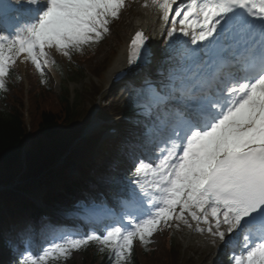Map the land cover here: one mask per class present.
<instances>
[{"label": "snow or ice", "instance_id": "snow-or-ice-1", "mask_svg": "<svg viewBox=\"0 0 264 264\" xmlns=\"http://www.w3.org/2000/svg\"><path fill=\"white\" fill-rule=\"evenodd\" d=\"M126 6V0H24L20 7L33 18L11 34L0 32V90L17 59L30 61L43 77L54 63L48 50L71 59L99 43ZM141 6L171 24L169 37L179 25L188 39L170 43L175 65L165 80L142 90L164 146L155 163L141 160L132 172L131 183L145 198L137 200L139 215L83 234L53 235L18 264H56L90 244L107 250L115 264H130L135 241L147 245L161 224L187 225V217L201 234L223 241L226 225L233 239L242 236L232 264H264V0H144ZM10 8L0 4V26ZM146 40L135 32L130 65ZM92 215L100 221L110 214L97 209Z\"/></svg>", "mask_w": 264, "mask_h": 264}, {"label": "trees", "instance_id": "trees-1", "mask_svg": "<svg viewBox=\"0 0 264 264\" xmlns=\"http://www.w3.org/2000/svg\"><path fill=\"white\" fill-rule=\"evenodd\" d=\"M123 13L124 11L121 14ZM119 19L110 24V29ZM108 35L109 33L99 43L85 46L79 53L74 52L75 60L83 61L91 54L94 57L95 51ZM32 69L35 72V78L32 79L34 88H31V84L27 90L26 111L23 104V84L14 68H10V75L5 80V90H0V185L11 183L21 172L23 174L20 179L24 181L15 191L0 193V262L5 252L9 251L12 256L16 254L17 245L12 243L7 227L24 221L27 216L28 220L32 221L43 218L22 193H33L36 197L41 195L46 204L54 203L66 209L65 203L69 198H74L76 204L82 201L85 204L90 203V193L101 198L97 188L87 184L86 181L96 180L101 186H107V189H104L105 193L111 200L117 202L120 197L116 192L128 195V189L130 190L128 182L132 180V172L122 174L116 170L117 164L121 160H126L128 153L132 151L131 142L137 129L135 121H127L123 118L125 114L131 113L129 105L122 101V103L113 102L110 106H99L98 118L111 120L121 131L116 143L107 141L101 144L99 149L100 133L83 140L78 139L90 120L96 96L101 88L95 83H90V92H84L83 98L81 96L80 99L88 101L91 107L80 110L77 104L70 102L65 87L59 94H52L50 89L41 83V80L45 79L44 76L37 73L35 68ZM82 72L83 68L76 69L79 77L83 75ZM93 72L94 77H100V70L95 69ZM108 151L110 158L106 165L98 164L99 159ZM96 152H99V157H94ZM61 157H64L63 165L52 168ZM22 158L25 168L22 167ZM127 167L132 169L131 166ZM71 170H78L82 181L70 176ZM25 179H35V182L27 183ZM80 184L90 188L89 193L81 189ZM70 208L74 207L71 205ZM6 213L9 215L5 217ZM8 221H12V224ZM170 223L172 225L173 221ZM159 228L164 229L163 248H153L151 243L142 245L137 240L134 242L130 264H137L138 254L143 264H179L180 246L168 234L171 227L161 224ZM78 252L83 255L85 264H115V258L110 256L107 250L100 252L94 244ZM98 257H101V260H98ZM66 263L74 264L70 259ZM66 263L65 260L56 262V264Z\"/></svg>", "mask_w": 264, "mask_h": 264}, {"label": "rangeland", "instance_id": "rangeland-1", "mask_svg": "<svg viewBox=\"0 0 264 264\" xmlns=\"http://www.w3.org/2000/svg\"><path fill=\"white\" fill-rule=\"evenodd\" d=\"M143 1L144 0H129L126 2L127 6L123 10L124 13L120 15V19L118 23L111 27L108 37L105 39L104 42H102V44L95 51L94 57H92V54H91L90 56L85 57L83 61L76 62L72 58L69 59L57 53L54 48L48 50L50 61H54V63L50 62L49 65L44 68V72H45L47 82H48V89H50V92L56 95L59 93L60 88L65 85L68 89L71 103L77 104L80 110L83 108L84 110H86L87 108L89 109L91 105H89L88 101H85L83 99L81 101L80 97L84 95L83 94L84 92L86 93L90 92L91 90L89 88L90 83H95V84L97 83L96 86L99 84L100 85L99 87L101 88L103 86L102 89H104L102 92V95H100L101 91L99 92V94H97L96 102L94 104V109H97V111H99L100 108L98 104H100L101 106L104 105V103L102 102V98H104L103 96L107 95L108 92H110V90L113 89V87H110L109 83L107 82V76H108L109 71L113 68V64L115 63L119 54L122 52L123 47L125 45V41H126L125 33L127 31L122 32V29L124 25L132 18L131 12L134 9L136 10L138 6L142 4ZM20 3L22 4L23 2H20ZM43 6H44L43 4H40L37 6H27V7L36 9V8H42ZM25 13L28 14L29 12L25 11ZM160 34L161 36L157 42L158 44L164 43L163 46H167L172 39L177 38L179 36L178 31H177V35L173 37H169L167 35V37L164 38L162 36L163 30H161ZM155 54L158 56H164V53H160L158 51H156ZM175 62H176V57L170 60L162 59L161 62L157 61V63L150 69V71L143 75L140 81L130 78V81H127L131 83L130 86H128L125 90L120 91V93L116 92V94L118 95L117 101H120L121 99L123 100L130 99L132 95H135L136 93L135 90L139 88L140 83L146 80V78H148V80H150L151 78H157L161 81L165 80L167 78V75L170 69L173 68V66L175 65ZM74 66L76 68L80 66L83 68V72H82L83 75L81 77L73 75V73L75 72ZM57 67L62 68L63 75L65 74V81H63L60 73L54 70ZM18 68H19V74L25 83V87L29 89L30 82L27 81V78L28 80L30 79L32 80L31 77L29 79V61L25 60L23 57H20L18 59ZM95 69L100 70V72L102 71L101 78L93 77L94 75L93 70ZM33 86L34 84L31 85V88H34ZM112 98L114 97L109 98L108 103L112 101ZM79 101L81 102L78 103ZM136 103L137 102L135 99V101H133V105L136 106ZM23 104H26V102H24V99H23ZM143 111H146L145 107L142 108V113ZM93 122H94L93 129L90 133L85 135V138L86 136L93 134L95 130H97L98 125L100 124L95 119ZM117 135L112 136L111 139L116 138ZM156 136H158L157 132L155 133L154 138H156ZM103 138L105 139L107 137H103ZM154 138H151L149 141L151 142ZM147 143H148V138L146 140L143 139V141L139 143V145L136 147L137 156L140 159H143L144 157L148 156L150 158L149 162H152V157L155 154H157V152H160V151L157 150L156 144L155 146L147 147ZM97 155L98 153L96 152L94 156H97ZM25 182L34 183L35 179L33 180L25 179ZM138 196L141 200L142 199L145 200V198L140 193L138 194ZM136 197L137 196H135V198L134 197L131 198V201L135 202L134 200L136 199ZM137 207L138 205L134 204L131 209L127 208L125 210L127 214H124L123 216L127 218L129 214L133 213L134 210L137 209ZM96 210L97 208L85 210V215L89 218L88 221L90 224H92L94 229L96 228L97 220H94L92 222V220L95 218L92 215V213ZM107 213L110 214L109 216L113 220L114 218L113 212H107ZM120 218L121 217L119 216V220ZM78 220L81 221L82 219L79 218ZM187 222H188L187 225L184 223L177 222L175 228L171 232L176 242L182 246V249L179 251L180 253L179 264H192L191 262L195 264H224V260H223L224 256L221 257V253L224 252L225 254L228 251H231V252L236 251L235 245L242 238L240 237L238 240H235V239L232 240L234 247L230 243V246L224 245V247L221 249L220 246L217 244L219 240L217 239V237L209 238L205 234L192 232L193 230L192 223L196 225V222L195 221L193 222L192 219H190V217H187ZM177 224H179L178 227H177ZM69 225L72 226L71 223H69ZM188 225H191V227H189ZM92 226L89 225V227H92ZM151 242H152V245H154L153 248H157V249L163 248V244H164L163 237L155 234L152 237ZM30 251L31 250L28 248V252ZM136 257H137L136 258L137 264H143L141 258L139 257V254ZM68 259L73 261L74 264H85L83 260V255L81 253L79 254L77 251H73L68 258L63 259V260H65V263H66Z\"/></svg>", "mask_w": 264, "mask_h": 264}, {"label": "bare ground", "instance_id": "bare-ground-1", "mask_svg": "<svg viewBox=\"0 0 264 264\" xmlns=\"http://www.w3.org/2000/svg\"><path fill=\"white\" fill-rule=\"evenodd\" d=\"M177 2L179 3L180 0H177ZM143 3H144V1L142 2V4ZM142 4H140L136 10L134 9L131 12L132 18L124 25V27L122 29V32L127 31L125 33V36L127 39L125 41V45L123 47L122 52L119 54L118 58L116 59L115 63L113 64V68L109 71L108 75H109L110 80H111L112 76L114 74H116L118 71H120L121 68L125 65L128 57H129V51H128L129 47L127 45L128 39L137 28H141L142 30H144L148 36L151 35V33H152V35H154L159 30L164 28L165 23L160 19L159 12L156 9H153L151 7H148V8L142 7L141 6ZM170 27H171V24L168 23V27L166 28V30L169 29ZM177 29L179 32V25H177ZM166 36H167V34L165 35V37ZM187 39H188L187 37H183V36L179 35L177 38L172 39L170 42L172 45H175L177 41H184ZM163 44H158V43L154 42L153 45H151L149 48H144V50L149 51L152 54H154L156 51L159 50L161 53H164V56H161V58L164 60H168V59L175 57L176 56L175 50L173 47L170 46V43L167 46H163ZM158 59H159V57L157 58L155 55V57L151 60L149 65L144 66L141 69V71L135 72V74L132 75L131 77L132 78L136 77L135 79L140 80L143 77V75L146 72H148L156 64ZM92 129H93V122L88 126V128L86 130V134L90 133L92 131ZM190 219H191V217H190ZM200 226L201 227H207V225H203V224ZM192 228H193L192 232L199 233L195 230L196 225H194L193 223H192ZM214 231H215V229H214ZM220 231L225 233V239L223 241L220 240L219 237H217V239H219L217 244L222 249L224 247V245H227L230 242V240L232 241L234 233H229L227 231L226 225H222L220 228ZM204 234L206 236H208L209 238L212 237L206 232Z\"/></svg>", "mask_w": 264, "mask_h": 264}]
</instances>
